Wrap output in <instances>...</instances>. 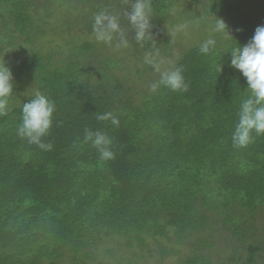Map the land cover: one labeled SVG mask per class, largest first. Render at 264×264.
I'll return each mask as SVG.
<instances>
[{"label":"trees","instance_id":"1","mask_svg":"<svg viewBox=\"0 0 264 264\" xmlns=\"http://www.w3.org/2000/svg\"><path fill=\"white\" fill-rule=\"evenodd\" d=\"M132 3L0 0V63L14 76V92L0 114V264H149L176 257L187 245L193 252L184 264H213L206 252L215 248L213 239L224 242L229 232L241 245L255 235L264 208V135L246 148L232 145L249 92L230 66V53L264 25V0H240L252 14L232 9L240 28L208 54L200 52L202 44L183 54L175 68L183 69L186 92L152 91L160 77L146 80L140 77L145 70L137 72L139 79L119 77L121 61L111 51L119 36L111 45L95 39L94 17L104 11L117 18L130 49L149 47L162 35L159 24L177 14L174 5L186 1L151 0L152 35L140 43L127 18ZM197 3L204 6L191 5ZM186 9L193 11L182 6L178 12ZM23 36L30 45L50 39L45 45L53 47L10 58ZM58 38L65 43L56 44ZM26 91L30 98L24 100ZM37 92L55 104L44 138L50 151L17 135L23 104ZM109 112L118 127L97 120ZM88 128L111 137L114 159L101 161L84 142ZM226 247L230 256L218 264L264 259V239L243 256L242 249Z\"/></svg>","mask_w":264,"mask_h":264},{"label":"clouds","instance_id":"2","mask_svg":"<svg viewBox=\"0 0 264 264\" xmlns=\"http://www.w3.org/2000/svg\"><path fill=\"white\" fill-rule=\"evenodd\" d=\"M151 14V0H134L131 10L127 13L128 21L134 29L135 39L138 43L152 35ZM186 28L187 24L177 25L174 32L183 31ZM225 30L231 35L225 20L216 16L213 31L224 32ZM238 31L240 30L238 29ZM93 33L98 42L108 45H111L114 36L118 35L119 43L116 47H128V41L117 18L104 11L94 17ZM214 45L215 40L208 39L200 46V52L208 54L210 47ZM230 55V66L246 79V90L249 92L248 98L243 100L240 105L238 123L231 138L233 147L240 149L251 144L254 136L264 135V25L257 26L249 42L244 45L239 44L231 51ZM144 63L160 73L159 82L150 86L152 91H156L160 86L173 92L188 90V84L181 67L161 71L163 61H157L151 52L145 54ZM220 70L223 72L224 66ZM13 80L11 68L7 63H0V114L6 112L8 98L14 92ZM55 110L54 102L37 92L32 99L23 104L17 135L41 150L50 151L53 145L51 142L45 143L44 138L49 136L53 127ZM96 118L99 121H110L116 127L120 123L118 117L110 112L97 114ZM84 142L90 144L99 153L101 161L115 158V153L111 148L113 141L106 133L99 130L93 131L90 128L85 129Z\"/></svg>","mask_w":264,"mask_h":264},{"label":"rangeland","instance_id":"3","mask_svg":"<svg viewBox=\"0 0 264 264\" xmlns=\"http://www.w3.org/2000/svg\"><path fill=\"white\" fill-rule=\"evenodd\" d=\"M185 1L186 3L179 4L180 6L174 5L172 11H177V14L175 16H169L166 20H164L163 24H159L161 29L160 32L163 31L162 35L158 33V38H156L149 47L146 46V48H143L139 44L137 49L133 48L134 50L130 49L129 46L126 48H117L116 46H114L111 49L113 53L117 54V60L121 61L119 65L120 70L118 71V73L120 72L119 77L122 78V76L126 77L131 74L136 76L138 71L145 70V74H142L140 77H145L146 80L150 79L151 76L155 79H158L160 77V73L156 72L153 68L150 70V67H152L150 65L145 66L146 63H144V57L146 53L151 52L154 54L157 61H163V63L161 64V71L173 69L182 58L183 54L189 49L195 46H200L208 39H214L215 43H221L222 41H225L227 39L228 33L226 30L224 32L213 31V26L216 22V16L223 18L229 26V31H231L232 28H240L242 24V20L239 21L241 22V24H239V22L235 23L233 18L234 14L243 15L246 13L245 15L248 16L253 12L250 8H248V6L245 7L242 3H239L240 0H227L226 2L223 1L216 3V0ZM193 1H199L204 6L210 4H212V6L210 8H206L204 6L201 7V5L198 3L195 5H191ZM182 6H191L195 13L189 9H186L183 12H178V7ZM214 8L217 9L218 14L214 12ZM234 8L235 10L233 14L232 9ZM212 10L213 12H211ZM181 24H187V28L183 31L174 32L176 26ZM25 39L26 37L23 36L20 39V43H18L17 47L12 48V56H10V58L13 57V55L15 56V58H25L29 55L34 54V52L37 50H47L53 47L51 44L45 45V43L51 41L47 38H42L40 42H36L33 45L27 44L25 42ZM162 41H164L163 44H161ZM55 42L56 44L65 43V41H62L60 38H58V41ZM136 78L139 79V75L136 76ZM30 88L31 86L28 84V90H30ZM22 96L24 100H27L30 98V93L26 91L24 94H22ZM257 216L258 217H256V220L254 221L256 227L255 235L248 236L246 240L241 243V245H238L236 241H230L231 233L229 232H225L224 237L229 239L224 242H218L215 239L212 240L213 242H215V248L206 252L212 255L213 264L220 263L221 259L224 258V255L230 256L228 247H226V245L228 244L231 251L232 249H242V251H239L238 253L239 255L243 256L247 253L248 245H258L261 243V239H264V208H262V210L258 212ZM215 235H219V233ZM103 248L104 250H106L113 247L105 246ZM179 250L181 251V254L176 257L169 256L163 261H160L158 257L152 258L149 264H179V262L186 261L187 257L190 256L193 252V249L189 245ZM262 255L264 256V253ZM118 257H121V253L118 255ZM108 259L109 258L107 256L103 258V260H105L106 262H108ZM224 260L227 261L226 258H224ZM183 262L182 264H184ZM261 263L264 264V259H261Z\"/></svg>","mask_w":264,"mask_h":264}]
</instances>
